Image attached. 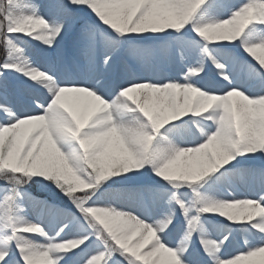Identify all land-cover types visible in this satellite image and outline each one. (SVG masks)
I'll return each instance as SVG.
<instances>
[{
  "label": "snow or ice",
  "instance_id": "snow-or-ice-1",
  "mask_svg": "<svg viewBox=\"0 0 264 264\" xmlns=\"http://www.w3.org/2000/svg\"><path fill=\"white\" fill-rule=\"evenodd\" d=\"M0 264H264V0H0Z\"/></svg>",
  "mask_w": 264,
  "mask_h": 264
},
{
  "label": "rangeland",
  "instance_id": "rangeland-1",
  "mask_svg": "<svg viewBox=\"0 0 264 264\" xmlns=\"http://www.w3.org/2000/svg\"><path fill=\"white\" fill-rule=\"evenodd\" d=\"M247 178V177H246ZM43 191H41V190H37V194L38 193H42ZM45 193V192H44ZM34 195H37L36 193H33ZM47 194V193H46ZM243 238V237H242Z\"/></svg>",
  "mask_w": 264,
  "mask_h": 264
},
{
  "label": "trees",
  "instance_id": "trees-1",
  "mask_svg": "<svg viewBox=\"0 0 264 264\" xmlns=\"http://www.w3.org/2000/svg\"><path fill=\"white\" fill-rule=\"evenodd\" d=\"M34 193H36V192H34ZM39 195H44V193H38Z\"/></svg>",
  "mask_w": 264,
  "mask_h": 264
}]
</instances>
